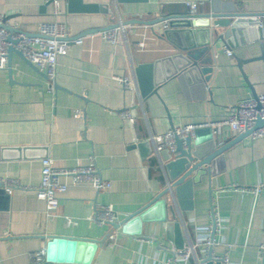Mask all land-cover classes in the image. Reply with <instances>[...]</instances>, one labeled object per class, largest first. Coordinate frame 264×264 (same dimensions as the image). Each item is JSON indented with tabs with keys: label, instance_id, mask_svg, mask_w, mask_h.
<instances>
[{
	"label": "crops",
	"instance_id": "obj_1",
	"mask_svg": "<svg viewBox=\"0 0 264 264\" xmlns=\"http://www.w3.org/2000/svg\"><path fill=\"white\" fill-rule=\"evenodd\" d=\"M82 1L96 10L70 12L69 2L61 0L63 15L54 18L45 0H0L5 27L30 35L40 24L55 21L67 23L73 39L105 29L113 19L129 23L125 38H119L116 46L99 37L71 45L67 55L58 59L54 92L48 91L44 74L16 53L10 59L11 70L8 63L0 70V183L12 179L21 185L9 194L8 211L0 212L1 264H32L29 254L47 248L54 237L104 241L112 226L90 221L100 207H113L120 224L168 187L160 155L149 141L152 136L174 126L225 119L236 113L239 101L264 93V60L251 61L263 54L261 43L236 45L213 35L210 55L215 70L208 82L198 74L177 72L172 61L159 71L157 81L162 82L156 92L143 97L141 92L122 89L115 77L137 78L139 65L180 53L177 45L161 36L163 23L152 27L137 22L185 15L187 2L200 3L199 13L207 14L213 0ZM230 1L241 11L264 13V0L222 3ZM105 8L111 14L104 13ZM178 34H171L176 42L181 40ZM139 43L144 47L139 48ZM125 110L131 112L133 122L122 119ZM77 111L81 117H75ZM219 140L220 145L233 144L214 168L215 175L211 180L203 177L195 186L192 210L176 207L184 247L211 235L214 209L221 229L212 235L213 257L227 259L224 264H264L259 250L264 244V138L252 140L225 129ZM142 143L146 146L139 148ZM90 156L112 188L99 192L88 185H71L58 206L48 209L37 196L42 160L51 158L57 167L72 168L87 165ZM260 185L258 196L242 191ZM159 215L157 211L149 215L152 221L143 224L141 235L124 233L120 227L114 240L108 238L98 246L91 264H171L178 251L174 214L168 209L165 222L158 220ZM68 219L76 224L70 225ZM208 252L207 247H199L188 264H201ZM90 254L91 249H82L80 261Z\"/></svg>",
	"mask_w": 264,
	"mask_h": 264
},
{
	"label": "water",
	"instance_id": "obj_2",
	"mask_svg": "<svg viewBox=\"0 0 264 264\" xmlns=\"http://www.w3.org/2000/svg\"><path fill=\"white\" fill-rule=\"evenodd\" d=\"M69 2L70 12H91L96 8L85 5L82 0H67ZM137 0H116V3H128ZM104 13L111 14L110 9H102ZM168 21V28L164 29L161 35L164 39L171 41L176 48L180 50L172 58L156 61L155 63L142 64L136 69L137 79L141 95L146 97L156 92V87L162 81H157V75L162 70L163 65L167 62H176L178 71H183L186 74H198L201 80L208 82L213 73V59L211 57L212 35L214 39H219L231 43L234 40L237 45L238 42L246 44L248 42H260L262 46V55L254 60H264V13H249L238 9L233 1L222 3V0H213V6L207 14H190L188 12L181 16H171L158 19L153 22L139 21L140 25L154 26ZM129 24V23H125ZM115 27V21L108 26L107 29ZM9 32V43L13 46L8 50V67L11 70L10 59L14 53L23 57V54L15 49L18 40L13 39L16 34L22 33L21 31L14 30L11 27H5ZM219 29H225L223 33H219ZM101 31V30H100ZM177 32L181 34V40L176 42L172 39L171 34ZM178 34V35H179ZM240 40V41H239ZM25 59V58H24ZM241 63V62H240ZM241 66V65H240ZM35 67V66H34ZM168 76V75H167ZM46 78V76L44 75ZM166 78H169L166 77ZM258 95L254 94V97ZM264 125L263 120L257 122L256 128ZM251 131L242 134L249 136ZM219 137L215 135L210 128L199 129L196 132V138H188L187 140L177 139V149L174 153L165 151L160 155V162L166 171L170 187H167L144 209L137 211L130 215L123 221V223H113L112 230L107 234L108 239L113 233L122 227L124 233L141 235L142 226L145 222L152 221L148 217L154 211L159 212V221H166V212L174 214V228L176 238L177 250L184 248V239L181 231V224L178 207L182 211L192 210L194 199V188L202 182V178L207 176L209 180L215 175L216 165L223 161L225 151L232 146L233 142L225 145H220ZM235 142V141H234ZM145 144L138 147L143 148ZM210 192L212 188L210 186ZM211 194V193H210ZM9 193L6 191V186L3 182L0 183V212L8 211ZM132 226L136 227L135 231H130ZM104 241H89L72 239L67 237H54L47 246V261L58 264H91L94 260L95 252L98 246ZM91 249V254L88 259L81 262L82 249ZM59 252H58V251ZM59 258V259H58ZM201 264H224L221 261H215L213 258V249L209 248L208 255L201 261Z\"/></svg>",
	"mask_w": 264,
	"mask_h": 264
},
{
	"label": "built area",
	"instance_id": "obj_3",
	"mask_svg": "<svg viewBox=\"0 0 264 264\" xmlns=\"http://www.w3.org/2000/svg\"><path fill=\"white\" fill-rule=\"evenodd\" d=\"M61 0H45V2L52 7V16L59 18L63 15L60 7ZM187 8L190 14L199 12L200 3L187 2ZM168 21L163 22L164 29L168 28ZM37 33L30 35L20 33L13 36V39L18 40L14 46L15 49L23 54L26 61L34 65L41 71L49 82L48 91L54 92L56 90L57 82V68L59 57L66 56L71 45H83L86 38L99 37L102 40L110 42L112 45H117L119 38L126 36V24L120 20L115 23V27L107 30H101L85 37H78L73 39L70 27L64 22H47L38 26ZM10 34L5 28V20L0 16V70L6 69L8 63V50L10 46L8 38ZM139 48L144 47V43H139ZM224 51L228 56H233V52L224 47ZM115 80L120 84L119 86L124 90H129L135 93H140L137 78L134 74L125 76H117ZM81 111L75 113V117H81ZM122 119L134 121V117L129 110L120 113ZM259 120L264 121V93L257 97H249L239 101L236 113L229 117L218 121H206L201 124H188L185 126H174L166 133L152 136L149 141L154 145L155 152L161 155L165 151L174 153L177 149V139L187 140L188 138L195 139L196 132L199 129L210 128L218 137L224 135L225 129H229L235 135H242L251 131L249 135L252 140L264 138V125L256 128ZM70 178L71 182L67 183L63 179ZM7 193L11 194L13 190L21 188L17 180L6 179L4 181ZM71 185H88L97 189L99 192H105L112 188L110 181L104 180L96 164L94 156L89 157L87 165H76L70 168L57 167L51 158L42 160V176L39 188H37V196L40 200L45 201L48 209H54L59 204V199L65 195L70 189ZM168 187L170 184L168 183ZM237 189V188H235ZM263 185L243 188L245 193H252L256 196L260 195ZM212 223L209 228V235L206 239L193 243L178 250L174 253L171 264H188L201 246L212 248L215 245L213 234H216L221 229V222L216 216V212L212 209L211 212ZM90 221L99 225H112L117 222V214L111 206H103L92 216ZM70 225H75L76 222L68 219ZM111 240L115 239L114 235L109 237ZM260 253L264 254V244L259 248ZM32 264H43L47 257V248L43 247L39 251L31 252L29 254ZM215 261L226 263L227 259L213 257ZM1 264V262H0Z\"/></svg>",
	"mask_w": 264,
	"mask_h": 264
}]
</instances>
